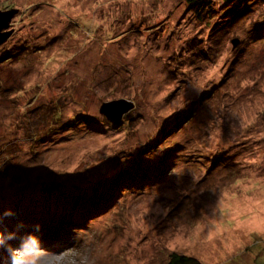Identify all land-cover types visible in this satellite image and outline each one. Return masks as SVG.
Segmentation results:
<instances>
[{
  "label": "rangeland",
  "instance_id": "374dc122",
  "mask_svg": "<svg viewBox=\"0 0 264 264\" xmlns=\"http://www.w3.org/2000/svg\"><path fill=\"white\" fill-rule=\"evenodd\" d=\"M254 6L234 23L221 10L196 20L182 0H0V11H17L0 55L28 43L0 68V219L4 208L10 221L37 213L45 200L54 216L66 213L71 224L36 233L44 264H166L172 251L203 264H264V2ZM118 100L133 108L92 132L88 121H109L101 109ZM56 108L65 133L28 138ZM182 117L189 122L145 159L165 165L178 145L172 153L189 158L172 155V177L125 192L105 214L79 205L89 194L69 182L86 190L108 167L129 169L163 122ZM217 154L227 158L212 169ZM41 181L60 186L33 198ZM27 223L20 233L33 232Z\"/></svg>",
  "mask_w": 264,
  "mask_h": 264
},
{
  "label": "trees",
  "instance_id": "16d2710c",
  "mask_svg": "<svg viewBox=\"0 0 264 264\" xmlns=\"http://www.w3.org/2000/svg\"><path fill=\"white\" fill-rule=\"evenodd\" d=\"M182 2L187 6L189 11L192 13L194 18L196 20H202L203 17L205 16L206 18H211L214 17L212 14L213 12L218 13L219 10H221V16L224 18L225 16H229L227 19L225 17L224 21H229L236 23L237 20H239L241 17H246L247 13H252L251 8L256 7L254 5L259 4V2H264V0H182ZM247 8H250V11H248ZM135 29V28H134ZM256 37H258L259 33H262V30L260 27L255 26L254 32ZM258 39V38H257ZM10 52H5L2 55H0V68H6L14 63H16L21 56H25V52L28 48V43H25L21 46L14 47ZM198 106V104H196ZM57 109V108H56ZM101 115H104V108L101 109ZM44 119L47 120V126L44 128V131L41 132L37 128H33L32 131H30V136L28 138H32L34 141L37 143H40L41 140L43 139H49L53 136H61L62 134L65 133L66 128L65 126H71L68 123H61L60 121V111L57 109L53 112H46V114H43ZM182 117L181 119L175 120V122L172 125H165V122L162 123L160 128L157 130V133L154 137L150 138L147 140L146 143H144L141 146V150L139 151L138 155L134 157L132 160V165L130 166L129 169H124L120 173L114 175L113 171L108 167L104 171H102L99 174V179H94L95 185L88 186V189L82 190L83 183H78L80 182L79 180H73L69 182L70 185H73L77 188H81L79 191H85V193L89 194L87 198H82L80 200V206H85V208H89L87 210L90 215H93L94 213L96 214L97 211H101L100 214H105L106 211L110 208V204H113L116 202L119 198L120 195L125 194V192H131L133 194V191L137 190H142L144 187L151 186L152 180L156 178V176H159L162 172H164L165 178L172 177V172L177 166V162H175L172 166L170 165L171 163V158L172 155L176 157H181V162L182 163H187V158L189 156L186 155H181L183 151L181 150H176L174 153H172L171 149L176 148L178 145L174 144V147H170L167 152H165L163 156V160L165 161V165L161 164L158 160L159 158H156L157 161H155L154 164H151L148 166V160L151 155H154L156 151L159 149V145L162 143L161 140L168 137L172 136L174 133L180 130V127L182 126L181 121H185V125L189 122L190 117ZM76 120L81 121L79 117L73 118L71 121ZM90 129L92 132L96 134H100L96 132L97 126H102L107 128V126H111L112 124L110 121H107L103 118V121L97 120V121H88ZM71 123V122H70ZM181 124V126H180ZM113 125V124H112ZM165 125V126H164ZM162 126H164L162 128ZM115 127V125H113ZM162 128V129H161ZM168 132L169 135H168ZM42 135V137H41ZM169 137V138H170ZM168 138V139H169ZM175 150V149H173ZM132 153L129 152V154ZM134 154V153H133ZM157 154V153H156ZM155 154V155H156ZM185 157V158H184ZM227 157H222L221 154H217L211 159L212 163V169L215 166H218L225 162V159ZM145 159H148L147 161ZM140 160V162H139ZM141 161H146L145 163L146 167H142L144 165ZM152 167V170L150 169ZM150 169V171L148 170ZM211 169V170H212ZM148 170V171H147ZM164 170V171H162ZM210 168L208 169L207 173H211ZM83 173L86 174L85 171ZM209 174L207 176H209ZM206 176V175H205ZM171 179V178H170ZM31 184V183H28ZM35 184H41L40 189L37 188L38 191L35 192V194H32L33 198L37 197H43L44 195H52L54 190H57L60 185H58L57 182L55 183H47L46 181H41V183H36ZM34 188H36L34 186ZM83 197V196H82ZM19 200H15L12 202V206L17 205L24 202H17ZM78 204V202H73V204ZM84 204V205H83ZM3 205V204H1ZM21 205V208L23 209ZM36 205V204H35ZM43 206L39 207L40 209L37 210V213H26L25 215H18L16 218V221L12 220L11 221L8 219V216L5 218H2V220H6V229H10L12 233H15V236L20 235V230L23 229L22 225L28 224L27 222L31 223L34 226H40L41 229L45 228V224H56L58 221L59 222H64L67 223L64 215L57 214L58 216H54L49 212L47 208V201H44ZM4 206L8 208V205ZM77 206V205H76ZM75 206V207H76ZM87 206V207H86ZM73 208V207H72ZM29 209V207L27 208ZM8 209H3V214L8 212ZM2 211V209H1ZM68 211V210H67ZM71 211H69L70 213ZM99 214V215H100ZM5 216V215H4ZM26 217H29L28 220H26ZM75 219H72L74 221ZM11 223H9V222ZM71 221V222H72ZM67 224H71L70 221H68ZM2 225L4 226V221H2ZM31 225V226H32ZM29 227V224H28ZM4 229V228H3ZM15 242V241H14ZM166 264H203L201 261H199L196 257L188 254H183L179 253L176 251H172L167 254L166 256Z\"/></svg>",
  "mask_w": 264,
  "mask_h": 264
},
{
  "label": "clouds",
  "instance_id": "9594fccd",
  "mask_svg": "<svg viewBox=\"0 0 264 264\" xmlns=\"http://www.w3.org/2000/svg\"><path fill=\"white\" fill-rule=\"evenodd\" d=\"M4 215L8 216L11 213L6 212ZM0 223H2V219H0ZM4 229L0 228V250L8 252L9 264H44L46 250L42 248V239L40 240L36 235L41 230L40 226L37 225L33 232L19 233L21 238L14 247L10 242L16 239L15 234Z\"/></svg>",
  "mask_w": 264,
  "mask_h": 264
},
{
  "label": "water",
  "instance_id": "95a60500",
  "mask_svg": "<svg viewBox=\"0 0 264 264\" xmlns=\"http://www.w3.org/2000/svg\"><path fill=\"white\" fill-rule=\"evenodd\" d=\"M16 13L17 11L14 10L0 11V45L11 36V31L6 30ZM232 45L235 47L237 45V40H235ZM103 108L105 111L104 114L107 115L108 120L113 124H119L123 115L133 108V104L125 100H118L106 103Z\"/></svg>",
  "mask_w": 264,
  "mask_h": 264
}]
</instances>
